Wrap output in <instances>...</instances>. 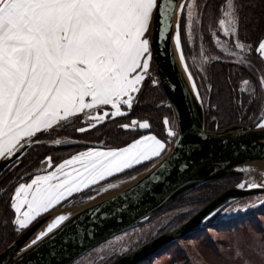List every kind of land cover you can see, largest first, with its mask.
Here are the masks:
<instances>
[{"label":"snow or ice","instance_id":"snow-or-ice-1","mask_svg":"<svg viewBox=\"0 0 264 264\" xmlns=\"http://www.w3.org/2000/svg\"><path fill=\"white\" fill-rule=\"evenodd\" d=\"M260 4L257 11L254 0H221L219 8L210 3L201 8L199 0H0V161L7 162L2 170L19 173L36 146L79 144L80 141L43 138L82 118L87 129H94L109 118L130 114L146 78L151 79L154 35L157 43L174 44L173 55L178 54L192 93L201 106L218 109L219 104L212 102L213 84L205 83V92L201 93L190 70L191 49H187V42L194 43L198 25L201 30L210 31L217 46L235 58L229 62L251 70L255 55L258 63L264 64V0ZM185 30L187 42L183 40ZM219 32L229 39L221 42ZM233 38L234 43H230ZM212 59L201 44L200 55L193 60L205 73L202 80H209L206 66ZM260 73L254 78L255 87L247 108L261 107L256 127L264 129V68ZM151 83L157 85L159 81L151 79ZM236 107L245 108L242 97L236 98ZM163 124L165 138L150 131L149 119L133 118L118 127L126 131L146 130V135L138 134L123 146L107 147L102 142L99 147L85 146L59 163L51 155L43 156L42 160L37 157L41 167L24 171L6 185L0 181V220L6 227L14 234H24L41 223L46 224L19 247L17 258L9 259L8 264H32L35 255L44 251L51 257L47 264H63L55 259L58 253L48 249L47 244L56 235L54 230L68 231L72 217L60 213L49 222L47 214L75 194L100 182L107 183V178L145 162L159 161L136 187L167 179L165 172L175 162L176 148L184 143L185 133L179 118L165 116ZM86 128L79 127L76 131L83 133ZM170 147V155L162 159ZM187 166L180 163L178 168ZM237 187L250 190L264 188V184L250 180ZM240 210L239 207L210 209L204 219H215L221 211ZM138 243L129 241L120 252L130 253ZM258 256L259 264H264V248L259 249ZM245 264L257 262L249 259Z\"/></svg>","mask_w":264,"mask_h":264},{"label":"water","instance_id":"water-1","mask_svg":"<svg viewBox=\"0 0 264 264\" xmlns=\"http://www.w3.org/2000/svg\"><path fill=\"white\" fill-rule=\"evenodd\" d=\"M171 30L175 31V18ZM153 48V68L174 118L175 120L179 118L184 130V143L176 148L175 162L165 172L167 179L163 182L153 181L149 182L147 187H136L146 180L154 170V165L159 163L157 161L134 178L125 181V184L111 194L78 206H68L79 197L76 196L50 211L47 214L49 222L60 213L70 214L72 217V225L68 231L62 233L54 230L56 235L47 244L48 249L58 253L55 259L62 260L63 264H72L110 238L144 224L169 204L204 184L225 176L240 174L247 169L264 172V129L256 127L262 111L248 126L237 125L221 131H207L204 107L192 93L191 83L180 64L178 54L173 55L174 44L165 46L163 43H157L154 35ZM85 146H97V144L80 141L79 144L72 143L59 147ZM171 151L170 147L169 152L162 159H166ZM6 163L0 161V175L4 172L2 166ZM180 163L188 165L187 168L179 169ZM241 182L245 183L244 179L239 183ZM153 184L155 190H152ZM259 184H264V181ZM261 194H264V188L249 190L247 187L241 189L235 185L183 224L155 237L112 264H140L172 243L201 231L209 221L204 217L210 209L212 211L223 209L240 199ZM44 227L46 224L41 223L32 232L19 234L0 251V257H3L0 264H8L9 259L15 260L19 247ZM50 259L47 251H44L35 255L32 264H37V260L40 264H47Z\"/></svg>","mask_w":264,"mask_h":264},{"label":"trees","instance_id":"trees-1","mask_svg":"<svg viewBox=\"0 0 264 264\" xmlns=\"http://www.w3.org/2000/svg\"><path fill=\"white\" fill-rule=\"evenodd\" d=\"M199 2L201 8H203L205 3H210L219 8L221 0H199ZM254 3L256 4L257 11H259L261 7L260 0H254ZM218 19L219 16L217 17ZM206 22L207 18L205 17V24ZM200 31L203 36L202 41L209 51L207 54L220 57L219 60L213 58L210 64L206 66V75L209 80H202L205 73L203 72L201 74L198 72L191 61V51L188 53V64L195 76L197 84L200 85L201 93L205 92L204 84L210 81L213 84L212 102L219 104L218 109H209L206 104L203 106L205 129L208 131H221L232 126L250 125L261 112V107L253 105L252 109L248 110L247 101L250 98V94H252V89L255 87L254 78L261 74L260 69L264 68V64L258 63V57L254 55L252 58L253 68L251 70L241 69L236 63L229 62L233 60L217 48L210 31L206 28L204 30L200 29ZM247 35L248 33H242V36ZM183 40L187 42L185 33ZM246 42H251V40H246ZM187 49H190L188 43ZM154 78L158 80L152 65L151 79ZM151 79L146 78L142 92L138 99L134 101V106L130 114L109 118L102 125H97L96 128L89 129L83 133L95 136V140L91 141L95 142L97 147L101 145V142L107 147L123 146L133 138H136L138 134H147L146 130L126 131L118 127L122 123H129L133 118H139L149 119L151 122L150 131L161 138H165L166 130L163 124V118L169 116L173 119V112L160 83L153 85ZM245 81L252 82L245 83ZM247 85H249V88ZM237 97H242L245 100V108L239 109L236 107ZM213 117H215V120H213ZM82 120L83 118L73 125H67L62 129H57L50 137H44L43 139L64 140L66 135H76L78 134V131H76L77 128L86 126L82 123ZM84 148L59 147L49 143L36 146L32 149V154L28 157V160L25 161V167L20 169L19 173L12 172L9 174L4 171L0 175V181H3L6 185L8 180H16L17 175H23L24 171L32 172L35 168L41 167L42 165L38 162L37 157L42 160L43 156L51 155L54 161L59 163L62 159H66L71 154ZM154 162L156 161L152 163L145 162L142 165L136 166L134 169L125 170L123 173L107 178V183L100 182L96 186L105 187L107 184L113 185L128 180L130 177H134L146 170ZM29 164L32 166L28 167ZM242 179V174L225 176L204 184L178 198L150 218L148 220L149 222L147 221L150 223L167 214L175 215L169 224L155 233V235L149 236L138 247L183 224L219 195L237 185ZM92 194L93 189L85 190L79 194L77 201L86 199ZM243 199L227 207H231L233 204L243 201ZM222 213L223 211L218 216ZM218 216L215 219L209 220L203 230L198 234L187 236L182 240L172 243L140 264H196L190 250L185 244L188 240L192 241V247L198 256V261L204 264H245V261L249 259H253L259 264L260 257L258 256V251L260 248H264V204L256 206L244 213H237L228 219L220 220ZM18 235L14 234L10 227H6L3 220H0V251ZM138 247L133 248V250ZM237 251L241 253L239 256L236 254ZM119 257L120 255L114 254L108 260L98 262V264H112Z\"/></svg>","mask_w":264,"mask_h":264},{"label":"rangeland","instance_id":"rangeland-1","mask_svg":"<svg viewBox=\"0 0 264 264\" xmlns=\"http://www.w3.org/2000/svg\"><path fill=\"white\" fill-rule=\"evenodd\" d=\"M186 21H187V16L185 13V23H186ZM185 34H186V40H187L186 30H185ZM219 35H220L221 42L229 39L226 35L223 34V32H219ZM201 38H203V36L201 34L200 27L197 25L195 27V31H194V43L193 42H187V43L191 49V61H192L193 65L195 66V68L198 70V72L202 74L203 72L200 71V68L197 66V63L194 62V60H193V57H198L200 55L201 44H203V47L205 49V53L206 54L209 53L206 45H204V43L202 41L203 39H201ZM214 42L217 46L215 39H214ZM230 43H234V38L232 41H230ZM217 48L221 52H224L221 47L217 46ZM224 54H226V53L224 52ZM211 56L215 59L214 55L211 54ZM228 56L233 61L235 60L234 57H231L230 55H228ZM247 87L249 88V85H247ZM173 117H174V115H173ZM173 120H175V118H173ZM85 128H86V126H85ZM88 130L89 129L86 128V131H88ZM95 138L96 137L91 135V134H85V133L78 132V134H76V135L75 134L66 135V137L64 139L92 142L91 140L94 141ZM82 150H84V149H82ZM240 174L243 175V179H244L245 183H247L248 181L251 180V181H254V182L259 184L261 182V179H262V174L259 171L254 170V169L243 170ZM125 181H127V180H125ZM125 181L115 183V184H113V187H111V188H109L107 186H105L103 188L99 187V189L93 190V194L90 196V197H94V198L88 197V198L80 200V201H77V199H76V203L71 202L68 206H78V205L90 202L92 199L96 200L98 198H101L102 196L109 194L113 190L120 188L123 184H125ZM101 189H104V190L101 191ZM244 199H243V201H239L230 207L232 209H236L237 207H239L241 209L240 211H231L229 213L223 212L222 214H220L218 216V219H220V220L221 219H228L231 216H235V214H237V213H244L248 210L255 208L256 206L264 204V203H262V202H264V194H261L260 196L259 195L251 196V197H247ZM62 204H60V205H62ZM60 205H58V206H60ZM245 205H250V206L245 210L244 209ZM58 206H56L55 208H57ZM174 216L175 215H169V214L163 215L162 217L155 219L154 221H152L150 223H148L149 222L148 221L142 225H138V226L133 227L127 231H124L123 233L116 235V236H121L122 237L121 240H116L115 239L116 236H114V237L110 238L109 240L105 241L104 243L98 245L97 247L91 249L90 251H88L86 254H84L80 258L76 259V261L73 262L72 264H98V262L108 260L109 257H112V255H114V254L120 255V257H122L127 253H121L120 249L122 247H125L129 241H131L133 244H136V242L139 241V243L136 246V247H138V245L145 242V240L149 236L155 235V233H157L159 230H161L163 227H165L167 224H169V222L173 219ZM201 231H199V232H201ZM199 232H197L195 234H198ZM125 233H128V235H124ZM195 234H193V235H195ZM185 244H186L187 248L190 250L191 255H192L193 259L195 260L196 264H204L203 262L198 261V256L196 255V253L192 247V241L188 240L185 242Z\"/></svg>","mask_w":264,"mask_h":264},{"label":"crops","instance_id":"crops-1","mask_svg":"<svg viewBox=\"0 0 264 264\" xmlns=\"http://www.w3.org/2000/svg\"><path fill=\"white\" fill-rule=\"evenodd\" d=\"M79 151H81V150H79ZM165 154H166V153H165ZM66 159H67V158H66ZM101 188H103V187H101ZM92 189H93V190H97V189H99V187H97L96 185H94ZM85 190H88V189H85ZM85 190H84V191H85ZM84 191H83V192H84ZM79 194H80V193H77V194H75V196H76V195H79ZM63 204H64V203H63ZM60 206H61V205H60ZM58 207H59V206H58Z\"/></svg>","mask_w":264,"mask_h":264},{"label":"bare ground","instance_id":"bare-ground-1","mask_svg":"<svg viewBox=\"0 0 264 264\" xmlns=\"http://www.w3.org/2000/svg\"><path fill=\"white\" fill-rule=\"evenodd\" d=\"M247 170H250V169H247ZM261 174H262V179H261V181H264V172L262 173L261 172ZM116 190H113L112 192H110L109 194H111V193H113V192H115ZM91 201H93V199L91 200Z\"/></svg>","mask_w":264,"mask_h":264}]
</instances>
